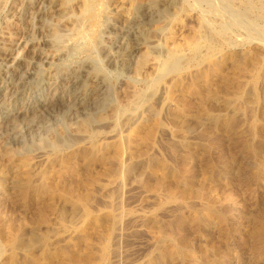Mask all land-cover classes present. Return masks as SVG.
<instances>
[{
  "label": "rangeland",
  "instance_id": "obj_1",
  "mask_svg": "<svg viewBox=\"0 0 264 264\" xmlns=\"http://www.w3.org/2000/svg\"><path fill=\"white\" fill-rule=\"evenodd\" d=\"M16 1L0 0V32ZM60 1L64 15L38 31L19 18L24 44L45 50L33 85L90 58L111 102L94 125L72 117L26 143L0 135V264H264V0H101L103 14L132 23L105 26L91 51L95 0ZM154 3L169 8L147 19ZM143 31L154 48L123 72L111 66ZM152 111L154 137L122 128Z\"/></svg>",
  "mask_w": 264,
  "mask_h": 264
},
{
  "label": "bare ground",
  "instance_id": "obj_2",
  "mask_svg": "<svg viewBox=\"0 0 264 264\" xmlns=\"http://www.w3.org/2000/svg\"><path fill=\"white\" fill-rule=\"evenodd\" d=\"M169 2H168V5H169ZM94 3H96L94 17L87 22L84 28V31L88 33L87 35L90 36V40H88V44H87L88 51L93 50L96 45L101 44L100 38L105 33L103 30L105 26L107 25L111 26V24L116 23V24L121 25L123 28V26L124 27L130 26L132 23V21L127 20L128 17L125 19L124 17H120V16H119L120 18H115L114 16H111L112 14L111 15H105L106 13L103 14L101 0H97V1L95 0ZM166 5L165 3H163L162 5L160 4V7H159V5L156 3L152 5L150 4V6L146 8L147 11H144L146 12L147 19H148V16H152V15L154 16V14L156 13H159L161 15L163 14L164 16L169 6L167 8L161 7V6H166ZM170 5H174V4H170ZM61 6H62V3L60 0H17L15 7L12 8V10H14V13H16L15 16L13 15V18L7 22V24L5 25V27H3V29H1L2 31L0 32V82L3 77L5 78V76H8V77L13 76V75L19 76L17 80H15L14 82H10V85L8 84L7 87L5 86L6 88L3 87L4 85L1 86L0 84V101H1V104H3L0 107V135H7V136L9 135V138H10L9 143L11 144L26 143L28 140L30 141V139L32 141V136L33 134H35V132L39 133V131H41L40 132L41 134L42 132L49 131L52 126L57 125V124H65L68 121V119L72 117L81 118L88 125H94L96 121L95 119L96 114L104 111L111 102V94H112L113 86H111V83L108 82L107 77H105L103 70L101 67H99L98 63H96L94 60L90 58L85 59L79 65L77 64L78 66L75 65L76 67L72 69L56 67L57 68L55 70L56 73L48 83L43 84V85L41 84L33 85L32 77L34 76V74L30 72V68L33 63H36L39 60V57L42 55L43 53L42 51L44 50V48L41 47V44L35 43L33 39H32L33 42L24 44L27 38L25 40V37H24L25 35L23 36L24 29L22 28L19 18H21L20 16H24L25 21L28 20L27 23L32 28V31L33 30L38 31L42 29V27H44V24L42 23L46 17L56 18L57 16L59 17L62 16L61 12L63 11L61 10ZM64 11L66 10L64 9ZM2 12H3L2 5H0V16L3 15ZM63 15H64V12H63ZM33 19H37V21L41 23L39 25V28L38 26L32 27ZM34 23L36 22L34 21ZM32 31L29 30V32H32ZM149 37L150 36L147 35L146 31H143L142 36L140 38H137L138 44L136 46L134 45L135 47L133 46V48L131 49L126 48L124 50V54L121 53L122 55L120 56L118 55L117 56L113 55L111 57L109 56L110 65L111 64L115 65L113 67L115 68L117 67V69L120 72L125 71L128 65H130L129 64L130 57L135 56L139 52V49L142 45H146L148 48H150L152 46H155L154 44L158 42V41L155 42L154 38H153L154 41L150 40ZM44 41L46 40H43V43ZM21 46L25 49V53L22 55V57H20V59L16 60V58H14V52L17 50L16 47H19L18 49H20ZM103 46H106V45H103ZM97 47H96V50H97ZM101 48L102 49L100 50L107 51L105 50L106 49L105 47H101ZM152 48H150V50ZM154 52H156V50ZM52 53H53V50H52ZM48 57L46 58V60H42V62L44 61L43 63L51 64V65L54 64L55 63L54 60L56 56L51 55L50 58ZM136 57L137 56H135V58ZM90 77L93 80L92 88L91 87L89 88V85L87 83L88 82L87 79ZM31 82H32V85H30ZM63 82L73 83L72 85H74L73 86L74 89L72 91H68L66 88H64V84L63 85L61 84ZM91 82L89 84H91ZM67 86H68V83H67ZM34 89L37 90V92L39 93V96L36 95L38 97L36 98V100L34 99L35 101L31 104L32 100L30 99L29 95H30V92L33 91ZM9 95H11L10 96L11 99L7 101L5 98ZM159 114L160 113L156 111L142 114L137 119L135 118V120L133 119V121L126 123L125 127L123 126L122 128L125 129L127 127L126 129H134V134L137 138H140V137L152 138L154 137L153 135L155 134L154 132L156 131L154 127L157 123H159L158 122ZM152 122L156 124L153 125ZM66 140L67 139H65V141ZM67 141H71V140L68 138ZM67 141L65 143H67ZM13 180L17 181L16 178H13ZM254 237L255 238L259 237V233L257 232L254 233ZM157 259L160 260L161 257H158Z\"/></svg>",
  "mask_w": 264,
  "mask_h": 264
}]
</instances>
